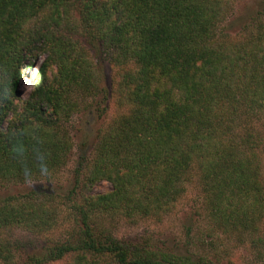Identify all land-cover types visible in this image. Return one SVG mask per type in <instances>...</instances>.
I'll list each match as a JSON object with an SVG mask.
<instances>
[{
	"label": "trees",
	"instance_id": "16d2710c",
	"mask_svg": "<svg viewBox=\"0 0 264 264\" xmlns=\"http://www.w3.org/2000/svg\"><path fill=\"white\" fill-rule=\"evenodd\" d=\"M236 1L0 0V188L44 183L0 197V264H233L223 260L231 239L264 264V0L249 29L233 34L221 25ZM108 108L71 187H46L73 152L74 116ZM190 183L197 221L211 248L223 237L221 254L104 225L161 220ZM61 215L69 229L48 247L12 235L42 234Z\"/></svg>",
	"mask_w": 264,
	"mask_h": 264
},
{
	"label": "rangeland",
	"instance_id": "374dc122",
	"mask_svg": "<svg viewBox=\"0 0 264 264\" xmlns=\"http://www.w3.org/2000/svg\"><path fill=\"white\" fill-rule=\"evenodd\" d=\"M263 0H237L234 7L222 23L221 30L233 34L249 29L251 26L252 18L263 9ZM253 26V25H252ZM103 72L109 78L111 70L106 60L102 61ZM36 69L29 71L21 84L20 95L26 97L31 89L32 78ZM110 105V104H109ZM97 113L92 110H82L77 113L73 118V140L74 149L70 155L68 163L63 169L59 171L57 177L51 182H46V187L57 190L62 193L67 192L71 187V180L74 176V170L79 166L82 161L81 157H88L96 140L97 130L103 126V123L111 116V110L103 114L102 118L97 117ZM261 175L264 181V161L261 170ZM43 182H29L10 184L5 188H0V197L8 194L24 193L25 191L35 188ZM110 184L102 182L95 188V191H103L108 189ZM200 197L199 191L194 183L187 186L184 196L176 203L172 211L168 215H164L161 220L154 218H115L105 219L104 225L108 227L113 234L118 237H142L150 238L153 243L158 245H165L184 252L187 247L191 250H196V245L204 248V252L212 256L213 253L221 254L223 249L222 239L215 237L214 240L218 242L217 248L213 249L208 244L212 239L208 236L210 231L205 220L199 217L197 221L196 211L199 210ZM63 214V213H62ZM66 214V213H65ZM71 221L66 219V216L61 215L56 227L46 231L42 234H32L22 229H16L12 235H22L25 238L32 240L39 248L48 247L57 240L63 238L69 229ZM191 225L190 235L186 233V226ZM262 228L264 230V221ZM189 236V237H187ZM228 248V254L224 256V262L231 261L233 264H252L255 261V253L252 252L248 243L237 245L234 241L224 240ZM188 242V243H187ZM203 246H202V245ZM203 250V249H202ZM22 257H17L14 264H23ZM56 264V262L52 263Z\"/></svg>",
	"mask_w": 264,
	"mask_h": 264
}]
</instances>
